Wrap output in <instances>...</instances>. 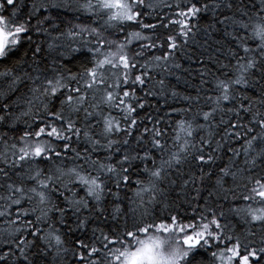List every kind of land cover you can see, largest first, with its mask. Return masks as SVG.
<instances>
[{"label": "snow or ice", "instance_id": "1", "mask_svg": "<svg viewBox=\"0 0 264 264\" xmlns=\"http://www.w3.org/2000/svg\"><path fill=\"white\" fill-rule=\"evenodd\" d=\"M0 264H264V0H0Z\"/></svg>", "mask_w": 264, "mask_h": 264}, {"label": "trees", "instance_id": "2", "mask_svg": "<svg viewBox=\"0 0 264 264\" xmlns=\"http://www.w3.org/2000/svg\"><path fill=\"white\" fill-rule=\"evenodd\" d=\"M54 11H55V10H54ZM66 19H67V21H70V24L80 23L79 20H77V19H73V14H71V13L68 14V16H67ZM68 26H70V25L66 23L65 28H67ZM73 46L75 47L76 45H73ZM184 63H185V66H187L188 62H187V61H184ZM70 66H72V65H70ZM169 79H170V80H173V82H174V78H171V77H170ZM183 87H184V85H183V83L181 82L179 88L182 90ZM190 90H191V89H190ZM149 99H150V101H151L152 104H155V103H156L155 99H152V98H149ZM20 127H21V128L23 127V123L20 124ZM237 147H239V145H237ZM129 195H131V193H129Z\"/></svg>", "mask_w": 264, "mask_h": 264}]
</instances>
